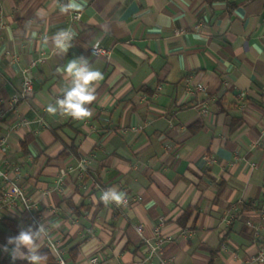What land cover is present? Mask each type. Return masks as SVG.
Here are the masks:
<instances>
[{"label":"crops","instance_id":"1","mask_svg":"<svg viewBox=\"0 0 264 264\" xmlns=\"http://www.w3.org/2000/svg\"><path fill=\"white\" fill-rule=\"evenodd\" d=\"M67 2L0 0V163L20 166L67 263L264 264L251 260L264 248V0H75L83 15L63 55L43 38L68 27ZM97 41L110 60L89 51ZM79 56L104 77L94 115L48 114L69 82L57 68ZM26 69L33 93L12 107ZM108 189L131 201L105 204ZM163 217L165 242L151 254ZM29 227L24 214L4 213L0 261L14 262L3 248Z\"/></svg>","mask_w":264,"mask_h":264},{"label":"clouds","instance_id":"2","mask_svg":"<svg viewBox=\"0 0 264 264\" xmlns=\"http://www.w3.org/2000/svg\"><path fill=\"white\" fill-rule=\"evenodd\" d=\"M78 5L75 0H68L62 5L61 14H68L76 10ZM75 39V32L71 28H63L53 35L45 36L43 43L50 44L53 51L66 55L72 48ZM61 76H66L68 84L60 89L58 97L54 103H49L45 111L50 115H64L75 120L89 119L94 115L90 105L96 101V84L103 80L100 70L92 67L88 58L79 56L68 60L67 64L57 68ZM100 199L108 204L115 202L122 204L125 202V194L108 189L103 192ZM48 235L47 226L40 223L35 229L29 227L21 229L16 236L9 237L3 250L8 252L13 261L16 259L26 260L28 264H47L48 255L41 253L43 246L41 241ZM8 245L13 247L9 249Z\"/></svg>","mask_w":264,"mask_h":264},{"label":"built area","instance_id":"3","mask_svg":"<svg viewBox=\"0 0 264 264\" xmlns=\"http://www.w3.org/2000/svg\"><path fill=\"white\" fill-rule=\"evenodd\" d=\"M82 11H72L69 14L68 19V27L71 28L76 35V24L82 18ZM89 51L96 56H103L105 59L110 60L112 57V50L104 45H102L99 41L95 42L89 47ZM37 61H41L38 59ZM37 61H34L33 64H36ZM162 86H159L158 89H161ZM33 82L31 76L28 74V70H24L22 85L19 92L13 96L11 99V106L14 107L22 100H25L33 93ZM205 90L204 86H189L187 88L188 93L195 94L196 92H201ZM206 112L207 110L204 108L202 110ZM26 120H23V123H26ZM89 159L83 157L79 159L77 164V169L80 172V175L86 174L88 172ZM254 166V164H251ZM21 173V168L19 165L9 164L7 160L3 163H0V220L4 216L5 212H17L20 214H24L28 218H30L35 227H37L41 222L40 208L38 202L33 199L30 195L27 194L25 189L19 182V176ZM135 199V198H134ZM137 200L140 197L136 198ZM131 200L129 197L125 196V202L129 203ZM237 212L236 203L231 204V206L225 211L223 216V222L226 226H230L235 219ZM261 220H264V210L260 211ZM165 218H160L158 225L156 226L155 233V242L151 246V254H156L162 247L165 242L164 237L161 235L162 226L164 225ZM247 224L254 228L256 234H260L262 224L253 223L251 220L247 221ZM137 230L140 232L142 230V226H137ZM49 248L52 250L55 255L58 264H68L66 259L64 258L61 249L59 248V243L55 242L51 236L48 234L46 237ZM252 261L255 262H264V248L260 249L258 253L251 258ZM83 264H100V258L98 255L90 256L87 261Z\"/></svg>","mask_w":264,"mask_h":264},{"label":"trees","instance_id":"4","mask_svg":"<svg viewBox=\"0 0 264 264\" xmlns=\"http://www.w3.org/2000/svg\"><path fill=\"white\" fill-rule=\"evenodd\" d=\"M63 153H65V155L67 154L66 151H64ZM63 153L61 154L62 156H63ZM7 221H8V219H7ZM9 221L11 222L10 226L15 227V228L18 227V222H16L15 220H9ZM222 241H224V239ZM50 259H53V258L50 257ZM0 264H28V262L26 260H17V261H14L11 263L7 260H2V261H0Z\"/></svg>","mask_w":264,"mask_h":264}]
</instances>
